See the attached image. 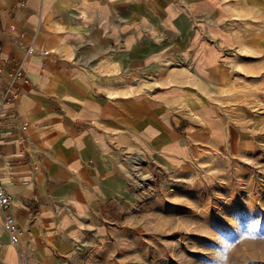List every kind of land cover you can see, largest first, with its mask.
I'll use <instances>...</instances> for the list:
<instances>
[{
    "label": "crops",
    "instance_id": "obj_1",
    "mask_svg": "<svg viewBox=\"0 0 264 264\" xmlns=\"http://www.w3.org/2000/svg\"><path fill=\"white\" fill-rule=\"evenodd\" d=\"M263 2L0 0V90L11 83L17 92L3 111L29 121L25 131L2 124L0 152L12 165L1 176L11 206L0 231H12L15 248L1 241L0 258L9 251L6 264H73L124 214L128 179L118 158L127 165L137 152L186 163L223 142L228 128L214 109L221 133L185 114L183 86L138 82L169 68L159 59L197 48L207 62L203 82L213 78L222 49L240 40L239 8ZM17 62L24 72L14 78Z\"/></svg>",
    "mask_w": 264,
    "mask_h": 264
},
{
    "label": "rangeland",
    "instance_id": "obj_2",
    "mask_svg": "<svg viewBox=\"0 0 264 264\" xmlns=\"http://www.w3.org/2000/svg\"><path fill=\"white\" fill-rule=\"evenodd\" d=\"M239 10L240 23L233 29L240 40L222 49L224 63L213 78L203 82L207 62L197 48L198 53H182L194 60L195 72L169 64L156 76L157 84L142 75L146 82H138L147 89L183 86L180 105L189 119L204 129L207 123L208 134L209 126L221 133L214 109L229 134L186 163L146 158L144 185L126 172L129 162L124 165L118 158L128 179L121 191L124 214L108 236L86 244L73 264H216L225 250L226 264H264V108L259 105L264 104V5ZM211 61L208 57V65ZM202 104L208 113L196 110Z\"/></svg>",
    "mask_w": 264,
    "mask_h": 264
},
{
    "label": "built area",
    "instance_id": "obj_3",
    "mask_svg": "<svg viewBox=\"0 0 264 264\" xmlns=\"http://www.w3.org/2000/svg\"><path fill=\"white\" fill-rule=\"evenodd\" d=\"M32 51H30L31 53ZM39 53L42 55H47L49 52L47 50H39ZM24 69L22 62H17L13 67L12 75L14 78L21 77L23 75ZM17 97V92L12 86L11 83L0 90V139L2 124H7L10 121L16 123V126L21 130L25 131L29 125V121L26 119L20 118V116L15 111H3V106L6 102H9ZM5 127V126H4ZM12 165V160L6 154L0 152V211L4 213L7 219V211L11 206V194L7 187L2 183L1 176L8 170ZM146 180V179H145Z\"/></svg>",
    "mask_w": 264,
    "mask_h": 264
},
{
    "label": "bare ground",
    "instance_id": "obj_4",
    "mask_svg": "<svg viewBox=\"0 0 264 264\" xmlns=\"http://www.w3.org/2000/svg\"><path fill=\"white\" fill-rule=\"evenodd\" d=\"M235 54L237 55L236 52H235ZM168 61L169 62L166 61V62H163V63L165 65L173 64L174 66L176 65V66H179L181 68L184 67L187 70H189L190 72H195L196 71V67L194 65L195 62H194V60L191 57L182 55L181 57L176 58L175 61H172V60L171 61L168 60ZM144 77H145L146 81H148L149 83H152V84H157L158 83L157 79H156V77H155V75L153 73L146 72ZM259 105H260L261 108H264V104L263 103L259 102ZM190 114H192V116H196V113L193 112L192 110H191ZM119 160H120V158H119ZM146 160L147 159H146L145 156H142V155L138 154L137 152H132V153H130L128 155V160L127 161L129 162V164H128L129 166H127V171L126 172L130 176H132L141 185H144L145 179L148 180V178H149V176L147 174H144L142 172V166H143V164L145 163ZM2 217L0 215L1 227L7 221L6 218L2 219ZM15 236H16V234H15ZM1 241H7L6 248L10 247L11 245H14L15 241H14V239L12 237V231L9 230V229H3L2 231H0V242ZM1 247H2V245L0 243V248Z\"/></svg>",
    "mask_w": 264,
    "mask_h": 264
},
{
    "label": "clouds",
    "instance_id": "obj_5",
    "mask_svg": "<svg viewBox=\"0 0 264 264\" xmlns=\"http://www.w3.org/2000/svg\"><path fill=\"white\" fill-rule=\"evenodd\" d=\"M227 255L226 250L223 253L218 254L216 264H226Z\"/></svg>",
    "mask_w": 264,
    "mask_h": 264
}]
</instances>
